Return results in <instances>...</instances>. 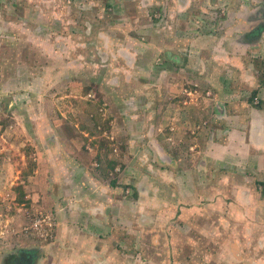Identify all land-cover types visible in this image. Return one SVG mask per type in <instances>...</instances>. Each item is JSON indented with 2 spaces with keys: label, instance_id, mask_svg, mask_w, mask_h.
Listing matches in <instances>:
<instances>
[{
  "label": "rangeland",
  "instance_id": "374dc122",
  "mask_svg": "<svg viewBox=\"0 0 264 264\" xmlns=\"http://www.w3.org/2000/svg\"><path fill=\"white\" fill-rule=\"evenodd\" d=\"M4 1V10L26 16V29L46 31L47 41L65 36L53 42L68 54L64 61L48 57L46 67L39 45L16 41L25 50L19 59L33 69L23 74L27 65L21 67L25 86L0 89V158L13 159L3 174L11 176L0 183L8 181L0 189L2 246L26 249L53 239L51 162L69 155L100 182L116 181L109 211L120 213L119 254L141 257L142 264H251L253 254L264 257V177L252 157L264 143V32L248 37L264 25V0ZM235 72L245 79L235 83ZM11 74L0 71V79ZM231 132L229 156L221 144ZM258 153L263 162L264 151ZM225 154L221 169L215 155ZM21 184L30 204L17 202ZM208 189L213 211H189L193 192ZM220 196L221 211L214 208ZM40 213L54 217L49 236L30 226ZM162 215L169 229L158 232ZM191 223L205 227L187 232Z\"/></svg>",
  "mask_w": 264,
  "mask_h": 264
},
{
  "label": "crops",
  "instance_id": "0c3cea01",
  "mask_svg": "<svg viewBox=\"0 0 264 264\" xmlns=\"http://www.w3.org/2000/svg\"><path fill=\"white\" fill-rule=\"evenodd\" d=\"M27 2L30 3L31 1ZM5 4L6 3L4 0H0V5H2L0 6V71L2 73L6 72L12 74L11 77L9 76L6 80L2 76V78L0 79V89L11 88L13 86H25L24 84H22L24 81L22 80V78L24 77L22 73L24 74L25 71H27L28 73L33 69L30 67L28 62H23L19 59L18 52L20 49L15 47L17 39L21 42H24L25 45L28 43L39 45L41 53H38L39 56H37L39 58L45 57L46 64L44 65L46 67V59L48 57L58 61L61 57V60L64 61L62 57L67 56L66 54H68L64 51V49L57 50L56 47L54 48L53 40L55 41L58 38H61V40L65 39V36H53L52 34L50 39L47 41L46 31L44 34L43 31H38L34 27H32V29H26L25 27H23L24 22L22 21V19H26V16H23V14H15L12 10H4ZM81 37L86 38L84 35ZM107 46H109V44ZM221 50H225V48H221ZM31 51L32 49L26 50L27 53L29 52L28 54H30ZM80 56L83 57V54H81ZM23 63L27 65L24 70L21 68ZM220 65L222 66V63H220ZM45 66L43 67V70L46 69ZM221 66L219 71L222 70ZM75 67H77V65H75ZM210 67L211 66L209 65L205 67V71L209 72L208 69ZM21 70H23L22 73ZM158 71L160 73L162 71H166V69L162 68ZM62 72L63 71L61 69L60 74H62ZM243 74L245 73L235 72L236 77L232 80L235 83L241 82L245 79V77L242 76ZM20 75L22 77L21 79ZM27 78V82H31V77L29 78L28 76ZM38 81L41 89L47 88V76L42 77ZM9 82H11L12 84L10 83V85ZM28 84L30 85V83ZM43 91L41 90V92ZM15 97L18 107L21 106L20 103H22L23 106L25 105L23 100L21 102L17 99L18 96L16 94L14 95V98ZM29 100L28 104L30 105L35 106V104L37 103V101H35L34 99H31V103ZM12 105L13 103L10 104L11 107ZM8 130H11L10 127L5 128L4 132ZM229 131L230 130H227L226 132ZM233 137L234 133L231 132L227 136V141H225L224 144H221V146L226 149V152L228 154H230L229 148L231 147L230 143L234 140L232 139ZM53 146L56 147V145ZM253 148L256 153H254V156L252 157L254 158V160H256L257 158V162H259V168L261 172L260 175L264 177V161L261 162L258 153V150L264 151V143L261 146H254ZM214 152L215 151H212V153ZM232 155L233 154H230L229 156ZM227 156V154L219 156L215 155L216 159H214L217 163H220L219 165L221 166V169H224V167L226 166V161L224 160H229ZM69 157V155H65L62 157L63 160H54L51 162V168L53 171L50 177L49 189L50 191H53L57 209L55 213L58 218V227L55 236L53 237V239L51 238L47 242H30L31 247H28L26 249L20 248L19 246L10 248V246H6L5 244V246H2L0 244V264H27L28 259H31L29 264H142L143 261L141 257L135 256L134 258H131V254H128L126 252L119 254L118 252V248L116 245L117 232L115 229V221L117 216H120V213L116 211H109V202L115 198L116 188L112 185L111 182L104 184L93 177L90 169H88L89 166L83 165V162L79 160V157L77 158V161L72 159L68 160ZM262 159L264 160V157H262ZM12 161L13 159L10 157L7 159L4 158V160L0 158V168L3 171V173L0 174V183H3L4 179H9V176H11L8 175L4 177L3 174L5 172L7 174L11 172L10 165L12 164ZM232 162H234L233 159ZM7 182L6 184H4V186L8 185ZM223 182L226 183L225 179H218V188L220 190H223V192L225 193L227 187L226 184L222 185ZM4 186L0 184V189H2ZM190 188L192 189V187ZM137 192L138 197L136 199L138 200V189ZM191 192L192 190L189 192V194ZM207 193L211 194L210 189L206 191L203 190L202 192H200V195H196V193L193 192V195L189 197L192 200V204L190 205L191 208L189 211H192L193 213H195V211H213L210 207L212 203L206 201L209 197ZM221 193L222 191H220V194ZM221 199L222 196L219 197L218 202L214 207L216 208L219 204L220 211L222 210V205L220 203V201H222ZM202 205H204V207H202ZM176 213L178 214V212ZM179 216H181L182 218L189 217L187 213L184 212H181ZM12 220H19V215L17 214L16 217L12 218ZM161 220L162 221H158V223L160 224H158L159 226L155 225V229L158 232H160L159 229H161L162 231L169 229L168 225L164 222L163 215L161 217ZM13 226L19 228L20 226H22V224L18 222L15 225L13 224ZM203 227L205 226H198V224L196 223H191L187 226V232H190L191 229H196L202 232V230L204 229ZM1 228L2 227H0V230ZM170 230L173 234H177L176 230L172 228H170ZM256 230L258 229H253V231ZM2 243L4 242L2 241ZM27 243L29 244V242ZM35 243H37V245H35ZM224 247H226L225 243ZM246 260H250V262H252L251 264L264 263V257L260 258V256L257 257L254 254ZM221 261L222 260H220L219 263H221ZM164 262L171 263V260ZM244 262L247 263V261L245 260ZM176 263L180 264L179 261H176Z\"/></svg>",
  "mask_w": 264,
  "mask_h": 264
},
{
  "label": "trees",
  "instance_id": "16d2710c",
  "mask_svg": "<svg viewBox=\"0 0 264 264\" xmlns=\"http://www.w3.org/2000/svg\"><path fill=\"white\" fill-rule=\"evenodd\" d=\"M263 32H264V25H260L259 28L255 29L252 33H249L248 37L254 36V37L258 38V36L262 35ZM257 94H258V90L257 89L252 91V96L249 99L250 103L254 104V99L257 96ZM255 106L258 107V108H262V105H257L256 104ZM32 153H33V149H30V150H28L27 155L30 157V155ZM36 164H37L36 161L32 157H30L29 158V167H31V169H34L36 167ZM112 169H115V163H113ZM31 172H29V173L25 172L23 177L27 179V177L31 174ZM115 184H116V181H112V185L115 186ZM15 189L17 190V202L19 204H25V203H29L30 204V201L28 199H26V192H25L24 186L22 184L21 185H17L15 187Z\"/></svg>",
  "mask_w": 264,
  "mask_h": 264
},
{
  "label": "built area",
  "instance_id": "2783aa9c",
  "mask_svg": "<svg viewBox=\"0 0 264 264\" xmlns=\"http://www.w3.org/2000/svg\"><path fill=\"white\" fill-rule=\"evenodd\" d=\"M53 218L51 215H44L43 213H40L39 215H36L32 218V222L30 223V226L33 227L34 230L40 232L47 229V236L50 235V232L53 231ZM48 226V227H45ZM49 228V230H48Z\"/></svg>",
  "mask_w": 264,
  "mask_h": 264
},
{
  "label": "flooded vegetation",
  "instance_id": "af4514ba",
  "mask_svg": "<svg viewBox=\"0 0 264 264\" xmlns=\"http://www.w3.org/2000/svg\"><path fill=\"white\" fill-rule=\"evenodd\" d=\"M30 260H31V259H28V263H27V264H29Z\"/></svg>",
  "mask_w": 264,
  "mask_h": 264
}]
</instances>
